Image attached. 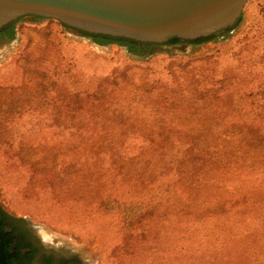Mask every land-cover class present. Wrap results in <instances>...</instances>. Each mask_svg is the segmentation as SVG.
<instances>
[{
	"label": "rangeland",
	"instance_id": "rangeland-1",
	"mask_svg": "<svg viewBox=\"0 0 264 264\" xmlns=\"http://www.w3.org/2000/svg\"><path fill=\"white\" fill-rule=\"evenodd\" d=\"M139 59L51 20L23 19L13 40H0V208L76 264H227L238 251L196 245L189 219L148 208L128 226L132 215L117 205L103 211L95 195L51 192L43 174L68 172L83 134L65 120L122 122L116 135L130 139L229 134L226 123L264 120V0H248L226 37ZM21 141L37 153L35 173L18 159ZM42 160L52 163L44 170Z\"/></svg>",
	"mask_w": 264,
	"mask_h": 264
},
{
	"label": "trees",
	"instance_id": "trees-1",
	"mask_svg": "<svg viewBox=\"0 0 264 264\" xmlns=\"http://www.w3.org/2000/svg\"><path fill=\"white\" fill-rule=\"evenodd\" d=\"M16 24L1 29L0 40H13ZM235 28L223 35L184 42L171 39L156 46L77 33L99 46L125 48L130 56L140 60L153 54L154 47L204 45L228 36ZM65 122L77 131L82 128L83 135L77 137V140L82 138L79 144L77 140L72 142L67 174L56 172L55 167L43 174V182L51 186V192L95 195L98 209L111 211L117 205V211L131 214L128 226L144 210L158 211L164 220L172 215L189 219L188 224L196 233V245L238 251L227 257V264H264V120L226 123L223 128L233 131L229 134L133 136L132 139L116 135L118 129L127 127L122 122ZM96 129L100 131L98 135L85 137L84 134ZM134 143L141 147L136 148ZM52 148L55 151L58 146L52 144ZM15 150L18 159L27 161L35 173L36 163L31 160L37 155L34 148L21 141ZM50 163L42 160L40 166L45 170ZM128 204L134 208H128ZM141 204L144 207L135 209ZM12 221L21 220L8 216L0 208V237L6 264L19 261L22 250L20 244L11 247L13 230L7 231V227Z\"/></svg>",
	"mask_w": 264,
	"mask_h": 264
},
{
	"label": "water",
	"instance_id": "water-1",
	"mask_svg": "<svg viewBox=\"0 0 264 264\" xmlns=\"http://www.w3.org/2000/svg\"><path fill=\"white\" fill-rule=\"evenodd\" d=\"M248 0H0V30L40 18L89 35L162 45L237 27ZM156 48V47H154ZM0 264H6L0 237Z\"/></svg>",
	"mask_w": 264,
	"mask_h": 264
},
{
	"label": "flooded vegetation",
	"instance_id": "flooded-vegetation-1",
	"mask_svg": "<svg viewBox=\"0 0 264 264\" xmlns=\"http://www.w3.org/2000/svg\"><path fill=\"white\" fill-rule=\"evenodd\" d=\"M11 230H13L14 237L12 240V249L18 244L22 246L20 260L13 261V264H49L48 262L50 261L52 264H60L62 261L72 262L71 264L77 263L75 258L57 256L56 252L44 244L34 229L28 226L24 220L14 221L8 224L7 231Z\"/></svg>",
	"mask_w": 264,
	"mask_h": 264
}]
</instances>
